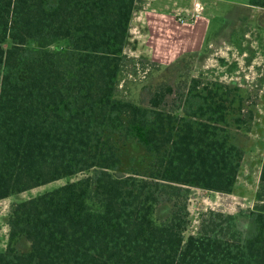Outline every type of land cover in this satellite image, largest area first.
Here are the masks:
<instances>
[{"label": "trees", "instance_id": "1", "mask_svg": "<svg viewBox=\"0 0 264 264\" xmlns=\"http://www.w3.org/2000/svg\"><path fill=\"white\" fill-rule=\"evenodd\" d=\"M143 2L0 0V200L84 174L12 202L0 264H264V157L257 203L188 233L191 189L236 191L254 91L127 55Z\"/></svg>", "mask_w": 264, "mask_h": 264}, {"label": "rangeland", "instance_id": "2", "mask_svg": "<svg viewBox=\"0 0 264 264\" xmlns=\"http://www.w3.org/2000/svg\"><path fill=\"white\" fill-rule=\"evenodd\" d=\"M144 0L135 10L131 21L129 37L124 52L135 58L145 54L148 48L141 42H134L137 30V14L143 9ZM167 1V0H166ZM174 0H168V5ZM180 5L191 6L194 0H175ZM203 11L194 22L179 23L169 11L149 13L152 26L151 34L154 44V62L170 64L183 53H199L192 65L191 73L205 79H218L224 82L236 81L254 91L257 100V115L253 125V134L249 150L243 157L238 174V187L234 194L212 193L210 191L191 189L188 209L191 223L188 233H194L200 223V216L206 210H217L231 213L239 208H248L258 188L262 160L264 157V9L247 4V0H200ZM153 8L161 7L160 2L152 4ZM149 7V6H147ZM146 7V8H147ZM144 8V9H146ZM176 9V7H175ZM161 18V21L158 20ZM139 54V52H141ZM141 55V56H140ZM138 74L143 76L147 70L138 67ZM78 174L72 178H62L32 188L22 193L11 195L0 200V250L6 247L8 239L7 213L14 201L28 199L52 190L66 181L82 177ZM243 192V198L237 192ZM25 247V245H23ZM22 246V247H23Z\"/></svg>", "mask_w": 264, "mask_h": 264}, {"label": "crops", "instance_id": "3", "mask_svg": "<svg viewBox=\"0 0 264 264\" xmlns=\"http://www.w3.org/2000/svg\"><path fill=\"white\" fill-rule=\"evenodd\" d=\"M167 1L166 0H151L149 7H147L146 9H144V8L143 9H140V11L137 12V14H139V16H137V23L135 25V29L136 30L138 29V30H137V34L135 35L134 42H138L139 41V42L143 43V45L145 46V48L146 47L148 48V52H147V55L148 56L147 57H149L152 61L155 60L156 58L154 56L155 53H154L153 38L151 37V34L152 33L154 34V32L152 31V26H151L150 19H149V13L162 12L164 14L165 11H169V13L171 15H173V11L175 10V7L176 8H178V7L179 8L189 7L186 4L180 5V3L178 1L176 2L175 0L171 3V6H169ZM155 2H160L161 7H159L158 9L153 8L152 7L153 6L152 4L155 3ZM247 4H248V0H247ZM134 13H135V11H134ZM134 13H133V16H134ZM133 16L131 18V21L133 19ZM158 20L161 21V18L158 19ZM130 26H131V22H130ZM129 31H130V28H129ZM141 53H142V51L139 52V54H141ZM143 56H145L144 53H142V56L141 57H143ZM237 187H238V180H237V183H236V189H237ZM243 192L244 191L237 192V195H239L240 197L243 198V196H242L243 195ZM231 194H234V192L231 193ZM254 201L255 200L253 199L251 201L252 204H250L248 206L252 207ZM237 210L238 209H236L235 211H237ZM235 211H233V212H235Z\"/></svg>", "mask_w": 264, "mask_h": 264}, {"label": "built area", "instance_id": "4", "mask_svg": "<svg viewBox=\"0 0 264 264\" xmlns=\"http://www.w3.org/2000/svg\"><path fill=\"white\" fill-rule=\"evenodd\" d=\"M151 1V0H150ZM150 1H147L144 8L150 5ZM203 11V6L200 0H194L192 5L185 8H176L173 13L177 22L186 23L194 22L198 19Z\"/></svg>", "mask_w": 264, "mask_h": 264}]
</instances>
